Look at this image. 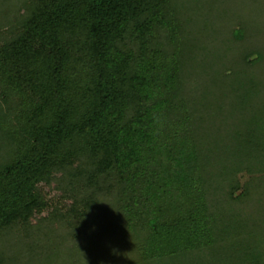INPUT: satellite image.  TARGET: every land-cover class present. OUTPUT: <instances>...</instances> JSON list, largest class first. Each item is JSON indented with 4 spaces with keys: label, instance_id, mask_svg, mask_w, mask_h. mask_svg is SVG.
Here are the masks:
<instances>
[{
    "label": "trees",
    "instance_id": "trees-1",
    "mask_svg": "<svg viewBox=\"0 0 264 264\" xmlns=\"http://www.w3.org/2000/svg\"><path fill=\"white\" fill-rule=\"evenodd\" d=\"M246 9L0 0V264H264V16ZM35 217L67 231L27 242Z\"/></svg>",
    "mask_w": 264,
    "mask_h": 264
},
{
    "label": "rangeland",
    "instance_id": "rangeland-1",
    "mask_svg": "<svg viewBox=\"0 0 264 264\" xmlns=\"http://www.w3.org/2000/svg\"><path fill=\"white\" fill-rule=\"evenodd\" d=\"M241 1L243 3L244 10L246 9V7H248V8L251 7L252 8L251 9V11H252L251 15H256V14L261 15L262 14L264 16V0H256V2L254 0V4H253V2L250 4V1L247 2L246 0H241ZM261 22L264 25V19L263 20L261 19ZM61 222L62 221H60L58 223H54V222L53 223H48V222L46 223V222L42 221L40 218L35 217L34 221H33V223H34V227L33 228L35 230H38V229L43 230V228L45 227V232H46L47 235L45 236V238H43V235L42 236L41 235L38 236V238H41L40 240L37 239V238H36V240H33V238L32 239L31 238H27L25 241H27V242H32V241L36 242L37 241V244H38L39 241H41V242H44V243L47 242V243L50 244L51 240H53V238H55V237H57L59 235L63 236L65 234V231H67V230H64L65 228H63L61 226V224H62ZM68 238H67V240L63 239L64 242L66 243V245L67 246H70V245L74 246V243L76 241L74 239H71V238L68 239ZM10 245L11 246H9V250H8V252L10 254H14L15 253V254L18 255L21 252L22 254L24 253L23 257H26L25 255H29V253L31 254V252L26 247L24 248V246H22V245L17 244V246L16 245L14 246V244H12V243ZM63 246L64 245H62L60 247V249L63 248ZM46 252H47V250H46Z\"/></svg>",
    "mask_w": 264,
    "mask_h": 264
}]
</instances>
